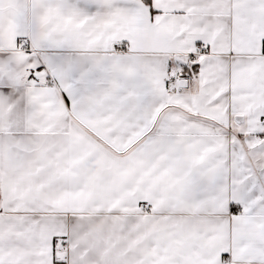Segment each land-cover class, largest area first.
Here are the masks:
<instances>
[{"label":"snow or ice","instance_id":"obj_1","mask_svg":"<svg viewBox=\"0 0 264 264\" xmlns=\"http://www.w3.org/2000/svg\"><path fill=\"white\" fill-rule=\"evenodd\" d=\"M0 264H264V0H0Z\"/></svg>","mask_w":264,"mask_h":264}]
</instances>
